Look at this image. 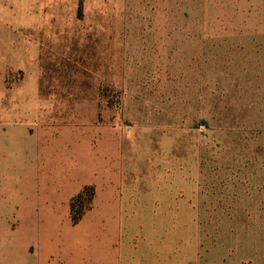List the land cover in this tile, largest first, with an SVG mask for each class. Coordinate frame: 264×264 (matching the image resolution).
Returning a JSON list of instances; mask_svg holds the SVG:
<instances>
[{
  "label": "rangeland",
  "instance_id": "1",
  "mask_svg": "<svg viewBox=\"0 0 264 264\" xmlns=\"http://www.w3.org/2000/svg\"><path fill=\"white\" fill-rule=\"evenodd\" d=\"M11 25L42 119L115 133L124 264H264V0H0ZM99 218L54 239L91 245Z\"/></svg>",
  "mask_w": 264,
  "mask_h": 264
},
{
  "label": "crops",
  "instance_id": "2",
  "mask_svg": "<svg viewBox=\"0 0 264 264\" xmlns=\"http://www.w3.org/2000/svg\"><path fill=\"white\" fill-rule=\"evenodd\" d=\"M18 30L28 46L22 56L18 50L17 61L13 25L7 33L0 31V264H53V258L58 264H124L117 237L122 225L118 232L114 221L127 210L115 195H104L116 180L115 133L42 119L34 31L30 26ZM54 175L64 180L56 182ZM57 186L71 188L70 195L59 197ZM87 186L94 187L95 195L84 217H101L93 224L99 237L91 245L56 242L57 235L62 238V220L67 230L77 228L71 201Z\"/></svg>",
  "mask_w": 264,
  "mask_h": 264
},
{
  "label": "trees",
  "instance_id": "3",
  "mask_svg": "<svg viewBox=\"0 0 264 264\" xmlns=\"http://www.w3.org/2000/svg\"><path fill=\"white\" fill-rule=\"evenodd\" d=\"M95 189L93 186H87L81 193L75 196L71 201V213L74 222L81 219L87 208L92 206Z\"/></svg>",
  "mask_w": 264,
  "mask_h": 264
}]
</instances>
